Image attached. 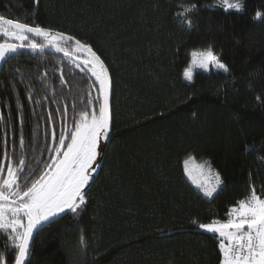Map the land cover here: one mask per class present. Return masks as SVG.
Here are the masks:
<instances>
[{"label": "trees", "instance_id": "16d2710c", "mask_svg": "<svg viewBox=\"0 0 264 264\" xmlns=\"http://www.w3.org/2000/svg\"><path fill=\"white\" fill-rule=\"evenodd\" d=\"M193 3L192 25L179 23L178 5ZM244 3L237 13L219 0H0V16L91 44L113 86L87 203L46 225L26 264H221L219 238L193 221L226 220L252 185L264 195V21L254 19L264 0ZM209 46L229 72L200 70L188 83L190 53ZM97 87L54 49L16 53L0 73V166L24 158L42 169L53 129L57 139L71 129ZM189 157L220 174L213 198L187 177Z\"/></svg>", "mask_w": 264, "mask_h": 264}, {"label": "snow or ice", "instance_id": "6c2138e0", "mask_svg": "<svg viewBox=\"0 0 264 264\" xmlns=\"http://www.w3.org/2000/svg\"><path fill=\"white\" fill-rule=\"evenodd\" d=\"M178 7L181 9L176 13L178 22L190 27L192 19L189 14L197 5L180 4ZM219 7L225 12L242 13L245 3L244 0H219ZM254 19L264 21V11L257 10ZM46 48L62 53L80 71L87 69L98 85V95L94 101L87 102L78 113V119L74 118L72 128L62 132L58 139L53 129L51 138L56 146L43 169L26 170L24 158L0 166V236L5 239L4 248L0 250V264H26L33 234L38 229L62 213L79 214L83 210L87 203L85 189L100 155V143L108 139L112 124V77L91 44L49 27L0 16V64L14 58L22 49L43 52ZM190 56L191 66L183 72V79L188 83L193 82L194 68L205 72L212 68L229 72L228 66L211 46L205 50H193ZM61 82L66 83L62 75ZM29 99H32L31 95ZM64 112H67V106ZM19 143L22 148V136ZM4 160L9 161L7 152ZM184 167L203 196L213 198L223 183L220 174L213 172L207 161L194 164L193 157L184 161ZM226 215V220L210 223L193 221L199 229L219 238L221 264H264V195L259 194L254 185L250 186L249 194L237 201Z\"/></svg>", "mask_w": 264, "mask_h": 264}, {"label": "water", "instance_id": "95a60500", "mask_svg": "<svg viewBox=\"0 0 264 264\" xmlns=\"http://www.w3.org/2000/svg\"><path fill=\"white\" fill-rule=\"evenodd\" d=\"M9 60V59H8ZM7 60V61H8ZM6 61V62H7ZM6 62L4 63V64H0V73H1V70H2V68L4 67V65L6 64ZM112 93H113V87H112ZM111 99H112V94H111V98H110V107H111ZM111 114H112V111H111ZM111 131H112V124H111V128H110V131H109V133H108V136L110 135V133H111ZM100 160H101V155H99L98 156V158H97V161H96V163H95V165L93 166V169L91 170V175H92V180H93V178H94V175H95V172H96V170H97V168H98V166H99V164H100ZM92 180H91V182H92ZM90 184V183H89ZM89 186V185H88ZM56 218H54V220H55ZM49 224V223H48ZM48 224H46V225H48ZM46 225H44L41 229H38L37 230V232H35L34 234H33V239H32V242H31V245H30V252H31V249H32V246H33V242H34V239H35V237H36V235L46 226ZM27 263V262H26Z\"/></svg>", "mask_w": 264, "mask_h": 264}, {"label": "rangeland", "instance_id": "374dc122", "mask_svg": "<svg viewBox=\"0 0 264 264\" xmlns=\"http://www.w3.org/2000/svg\"><path fill=\"white\" fill-rule=\"evenodd\" d=\"M190 66H191V65H190ZM190 66H189V67H190ZM212 69H215V68H212ZM212 69H211V70H212ZM200 70H201V69H196V68H194V69H193V72H194V74H195L197 71H200ZM215 70H216V69H215ZM104 143H105V140H102L101 143H100V147H99V149H98V151L100 152V154H101V153L103 152V150H104V147H105V144H104ZM194 164H203V163H199V162H197V161L194 159ZM213 172H214V171H213ZM187 177H188V175H187ZM188 178H189V177H188ZM189 179H190V178H189ZM91 180H92V179H91ZM91 180H90V182H91ZM190 181H191V179H190ZM90 182H89V183H90ZM191 182H192V181H191ZM193 185H194V184H193ZM221 185H222V184H221ZM221 185H220V186H221ZM194 186H195V185H194ZM195 188L198 189L196 186H195ZM198 190L201 191L200 189H198Z\"/></svg>", "mask_w": 264, "mask_h": 264}, {"label": "flooded vegetation", "instance_id": "af4514ba", "mask_svg": "<svg viewBox=\"0 0 264 264\" xmlns=\"http://www.w3.org/2000/svg\"><path fill=\"white\" fill-rule=\"evenodd\" d=\"M36 168H38V167H36ZM43 169V168H42ZM40 170V169H39ZM39 170H37V171H39Z\"/></svg>", "mask_w": 264, "mask_h": 264}]
</instances>
